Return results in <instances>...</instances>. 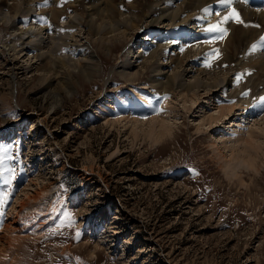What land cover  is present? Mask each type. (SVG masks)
I'll use <instances>...</instances> for the list:
<instances>
[{
    "label": "rangeland",
    "instance_id": "rangeland-1",
    "mask_svg": "<svg viewBox=\"0 0 264 264\" xmlns=\"http://www.w3.org/2000/svg\"><path fill=\"white\" fill-rule=\"evenodd\" d=\"M78 4L66 19L77 15L71 30L76 38L59 39L54 56L67 58L75 42L89 46L97 67L83 68L89 73L73 68L57 100L41 90L38 71L14 70L6 49L0 51V193H11L0 205V264H264V110L257 105L264 93L216 122L206 115L225 96L222 90L209 96L201 89L195 101L175 92L164 103L147 83L150 72L133 81L117 73L129 55L140 70L137 31L113 40L107 53L94 34L85 35L87 16ZM30 8L45 27L49 15ZM22 13L15 27L29 20ZM192 23L180 29L198 34L201 27ZM0 25L2 39L11 42V26L3 20ZM149 101L153 109L155 102L165 108L151 112ZM157 112L173 125L158 141L144 131L147 119L137 136L124 119L109 124L118 116ZM247 129L261 136V148L260 142L254 148L241 140ZM234 149L258 155L257 168L237 152L228 160ZM19 198L25 205L17 212Z\"/></svg>",
    "mask_w": 264,
    "mask_h": 264
},
{
    "label": "bare ground",
    "instance_id": "bare-ground-1",
    "mask_svg": "<svg viewBox=\"0 0 264 264\" xmlns=\"http://www.w3.org/2000/svg\"><path fill=\"white\" fill-rule=\"evenodd\" d=\"M131 1L132 4H123V0H117V3L115 0H71L74 6L70 5L71 8L69 6L65 8L64 5L60 7L58 2L51 0H12L11 2L0 0V20H3L5 25L11 26L12 36L10 38H13L11 42H4L2 39L3 28L0 25V51L6 49V54L13 60L14 70L38 71L39 78L42 80L41 90L45 91L50 98L54 96V99L57 100L59 98L57 89L65 86L64 83L70 82L68 78L73 68L77 67L81 73L83 70L89 73V69L83 68L87 66L95 69L97 67L92 63L94 53L88 50L89 46L82 44L79 46L75 42L71 44V54L64 55L67 58L60 59L54 56L58 49L56 43L59 39L63 42L66 41L64 38H76V33L71 30L78 24L77 15L67 21L66 19L69 16L67 15L68 10L73 12L76 7L75 3L78 2L79 6H83L85 12L83 13L87 16L88 29L85 35L94 34V38H98V44L105 48L107 53L112 49L113 40L128 38L127 36L130 37L131 34H135L134 31H137L138 34L133 39L135 43H140L136 52L142 51L141 54H137L136 58L140 70L135 68L137 65L133 60H130L129 55L121 61L117 73L124 80L133 81L138 79L141 73L150 72L147 83L154 91L155 98L161 95L160 100L164 103L169 102V98L175 92L182 93V96L195 101L201 89L206 94H210L209 96L222 90L225 96L219 97L215 110L206 115L207 119L216 122V120L227 118L232 110L245 108L253 99V94L257 96L259 93H264V40L261 39L264 37V5H260L261 8L254 5L249 6L244 0H232L230 5L221 4L218 0ZM261 1L264 3V0ZM3 4L5 9H2ZM120 4H122V8L118 6ZM162 4L164 5L161 6ZM32 6L49 15L44 18L45 27L34 21V17L38 14L35 13L34 17L32 16V8L29 9ZM212 8H217L215 12L219 11L216 16L212 13ZM233 8L239 12L245 24H238L235 20L224 22L220 26L227 29V32L222 36L218 33L213 38L215 32H209L206 29L219 24L223 16L231 12ZM205 9L209 12H205ZM137 10L140 13H137ZM19 13H22L23 19L28 17L29 20L21 21V24L15 27L14 21ZM197 15L198 17H196ZM62 17H64L65 23H59ZM140 19L147 24V27L144 25L140 27L142 24ZM187 22L198 23L201 31L199 30L198 34H191L180 29ZM254 25L260 27H254ZM149 26L153 28L147 31ZM141 28L145 31L142 32L144 35L139 37ZM180 34L183 38H180ZM206 35L207 39L204 38ZM183 41H186L185 44ZM132 45L133 42H130L127 46L129 52L133 51ZM253 45L257 46L255 51H252ZM171 47L177 48V53L174 50V53L170 54ZM23 55H27V58L25 59ZM31 59H33V63L29 62ZM206 62H210L211 66H206ZM201 63L204 64L201 66ZM197 65L200 66L197 67ZM68 72L69 74H67ZM238 75L241 77L239 82L236 80ZM51 84L57 87L53 89L50 87ZM243 92H248V95H241ZM232 101L235 102L232 103ZM152 102L148 103L151 104V112L157 107L159 110L165 108L158 106V102H155L153 109ZM134 108L136 107L134 106ZM165 113H169V110H165ZM145 115L147 114H143V116L126 115L121 118L118 116L110 119L109 124L113 125L124 119V122H130V130L134 136H137V128L140 127L141 130H144L145 128H142L141 125L147 119L148 128L144 131L153 134V141H158L171 134L173 125L167 115H159L158 112L156 115H148L147 118ZM158 115L159 117H157ZM261 119L264 120V114ZM260 137L253 129H247L246 133L241 135V140L249 147L255 148V146L257 147L256 142H260ZM261 142L264 145V139ZM261 142L259 148L262 146ZM226 145L223 144V147ZM247 150H244L245 152L242 154L238 150H230L228 160H231L233 154L235 156L237 152L236 157L239 156L248 167L255 168L259 156L250 150L246 152ZM39 191L41 190H34L36 194ZM35 193L32 195L33 197L36 196ZM32 196L28 195V198ZM23 199L17 200L19 202L17 212L25 205V199ZM11 208L14 209L15 205H12ZM11 214V222H15L17 220L14 218L16 212L11 211ZM11 225L13 224L6 223L5 228Z\"/></svg>",
    "mask_w": 264,
    "mask_h": 264
},
{
    "label": "snow or ice",
    "instance_id": "snow-or-ice-1",
    "mask_svg": "<svg viewBox=\"0 0 264 264\" xmlns=\"http://www.w3.org/2000/svg\"><path fill=\"white\" fill-rule=\"evenodd\" d=\"M218 2L221 4H228V5L232 4V0H218ZM229 20H235V22L238 24H245L243 19L240 17L239 12H237V10L235 8H233L231 10V12H229L227 15L223 16L222 21L219 24L209 26L206 29V31L216 32V33L221 34V36H222L223 34H225L227 32V29L221 27L220 24L227 22ZM245 26H247V25H245ZM254 27H260V26L254 25ZM217 38H220V37H217ZM261 39L264 40V37H262ZM256 47H257L256 45H253L252 51H255ZM215 51H218V50H215ZM206 66L210 67L211 66L210 62H206ZM240 79H241V77L238 75L236 77L237 82H239ZM241 95L247 96L248 92H243V93H241ZM234 102L235 101H232V103H234ZM257 105H259L262 108V110H264V97L259 98V100L257 101ZM5 183H8V181H5ZM10 195H11L10 192L0 193V205H3L4 203H6L4 197L10 196Z\"/></svg>",
    "mask_w": 264,
    "mask_h": 264
}]
</instances>
